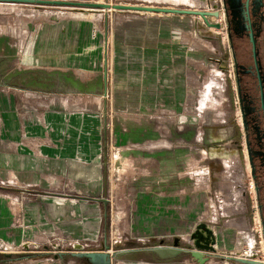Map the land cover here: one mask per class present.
<instances>
[{"label":"rangeland","instance_id":"obj_1","mask_svg":"<svg viewBox=\"0 0 264 264\" xmlns=\"http://www.w3.org/2000/svg\"><path fill=\"white\" fill-rule=\"evenodd\" d=\"M65 1L108 7L88 10L0 2V40L10 48L0 56V81L42 84L50 78L60 85L55 90L68 98V111L96 110L106 177L99 200L79 201L84 206L95 203L99 211L98 239L84 249L114 254L172 243L185 249L212 244V249L202 250L210 258L207 264H264L233 63L221 16L210 13L204 19L114 7L132 4L218 12L212 0L197 4L181 0ZM154 21L162 24L163 32L157 41L151 38L157 44L156 53L150 51L145 37L138 42V33ZM128 34L131 37L126 38ZM44 37L72 61L52 67L50 77L43 74L42 66L33 67L29 61L33 46L40 47ZM134 44L142 51L141 71L134 74L137 80H127L126 49ZM148 57L156 58V70H144ZM85 91L92 94L79 105ZM17 187L21 190L23 186L0 184V192L11 193ZM27 192L23 197H32ZM2 240L9 248L0 245V259L27 254L13 240ZM27 250L39 254L6 264L51 262V254L44 253L49 249ZM64 264L87 263L73 261L66 254ZM137 264L156 263L146 257ZM170 264L197 263L183 254Z\"/></svg>","mask_w":264,"mask_h":264},{"label":"crops","instance_id":"obj_2","mask_svg":"<svg viewBox=\"0 0 264 264\" xmlns=\"http://www.w3.org/2000/svg\"><path fill=\"white\" fill-rule=\"evenodd\" d=\"M162 33L160 22L147 23L145 31L138 33V42L145 37L150 51L156 53L157 44L153 45L151 38L157 41ZM33 49L30 64L42 66L47 77L52 67L72 62L59 54L58 45H52L49 37ZM9 50L7 42L0 40V56ZM125 57L126 79L137 80L134 74L141 71V49L134 44L126 49ZM145 66L146 71L156 70V58L148 57ZM59 87L50 78L42 84L0 81V184L23 186L21 190L2 188L11 189V193L0 192V239L13 240L27 252L17 258L0 259V264L38 256V251L27 250L31 247L49 249L44 251L51 254L49 264H64L66 254L77 247L85 250L98 239V208L95 203L84 206L79 201L99 200L103 191L106 176L104 151L99 144V117L96 110L68 111V98L55 90ZM82 93L85 96L79 97V105L92 94ZM102 98H97L96 103ZM27 191L32 197H23ZM69 257L73 261L83 259ZM209 261L208 257L203 264Z\"/></svg>","mask_w":264,"mask_h":264},{"label":"flooded vegetation","instance_id":"obj_3","mask_svg":"<svg viewBox=\"0 0 264 264\" xmlns=\"http://www.w3.org/2000/svg\"><path fill=\"white\" fill-rule=\"evenodd\" d=\"M212 2L219 10L218 15L222 14L230 56L232 53L235 56V64L232 62L235 86L246 123V128L241 123L242 135L254 168V177H250L253 189L256 187L254 194L264 255V0Z\"/></svg>","mask_w":264,"mask_h":264},{"label":"water","instance_id":"obj_4","mask_svg":"<svg viewBox=\"0 0 264 264\" xmlns=\"http://www.w3.org/2000/svg\"><path fill=\"white\" fill-rule=\"evenodd\" d=\"M0 2H13V3H36L44 5H57L64 7H88V8H100L108 7V4H101L96 2H76V1H65V0H0ZM117 9L126 10H138V11H150L154 13H177V14H193L199 15L202 18H206V15L213 13L218 15L216 11L210 12L209 10H196V9H182L173 7H162V6H138L132 4H115ZM214 7V6H213ZM215 7H217L215 5ZM232 62L235 64V56L232 53ZM241 113V123L244 128H246V123L244 120L243 111L240 109ZM246 151L248 156V163L250 168V175L254 177V168L250 158L249 147L246 143ZM256 190V187H254ZM211 237H213L210 232ZM212 249V244L210 246L196 245V249H185L173 244L171 246L158 245L154 247H148L143 249H122L114 254H110L108 251H94V250H83L82 247H77V249L71 251L69 254L74 257L83 258L91 264H112L113 261H121L126 264H137L140 258L146 259L150 257V260L156 264H170L175 262L176 259L180 258L183 254L189 255L196 263L203 264L207 261L208 256L203 253L202 250ZM244 261L243 259H240ZM149 261V259L147 260Z\"/></svg>","mask_w":264,"mask_h":264},{"label":"bare ground","instance_id":"obj_5","mask_svg":"<svg viewBox=\"0 0 264 264\" xmlns=\"http://www.w3.org/2000/svg\"><path fill=\"white\" fill-rule=\"evenodd\" d=\"M193 1H194V0H193ZM199 2H200V0H199ZM193 3H196V4H197V2H193ZM66 7H67V6H66ZM76 8H88V7H76ZM100 8H103V7H100ZM90 9H97V8H88V10H90ZM103 9H104V8H103ZM86 10H87V9H86ZM73 12H74V11H73ZM148 12H150V11H148ZM74 13L77 14V15H86V14H89V12H87V13H84V12H83V13H82V12H76V11H75ZM158 13H159V12H158ZM220 13H221V12H220ZM221 15H222V14H220V16H221ZM209 16H210V15H209ZM210 18L213 19L214 17H213V16H212V17L210 16ZM197 234H198V233H197ZM204 235H205V234H204ZM204 235H203V236H204ZM205 236H206V235H205ZM209 236H211V235L209 234ZM195 237H196V236H195ZM206 237H207V236H206ZM197 238H198V237H197ZM194 239H195V238H194ZM207 239H208V238H207ZM197 240H198V239H197ZM197 240H196V241H197ZM201 241H202V240H201ZM209 242H210V239H209ZM199 243H200V236H199ZM201 243H202V242H201ZM206 245H207V244H206ZM204 246H205V245H204Z\"/></svg>","mask_w":264,"mask_h":264},{"label":"built area","instance_id":"obj_6","mask_svg":"<svg viewBox=\"0 0 264 264\" xmlns=\"http://www.w3.org/2000/svg\"><path fill=\"white\" fill-rule=\"evenodd\" d=\"M4 240L0 239V245L4 247L6 245V248H9V243L8 242H3Z\"/></svg>","mask_w":264,"mask_h":264}]
</instances>
